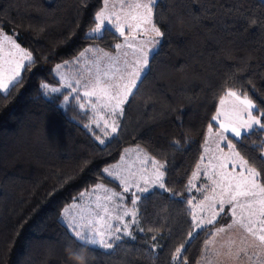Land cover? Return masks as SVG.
I'll use <instances>...</instances> for the list:
<instances>
[{"label":"trees","instance_id":"trees-1","mask_svg":"<svg viewBox=\"0 0 264 264\" xmlns=\"http://www.w3.org/2000/svg\"><path fill=\"white\" fill-rule=\"evenodd\" d=\"M103 1L0 0V30L32 58L0 92V264H77L61 212L98 183L115 185L102 170L134 146L165 165L168 190L139 195L133 236L109 251L92 247L87 264H174L182 245L176 264H197L219 223L193 230L188 182L218 101L231 90L264 114V2L157 0L152 22L163 35L116 135L101 144L76 104L59 107L64 92L45 98L41 85H56L54 65L86 47L115 50L112 30L87 36ZM235 151L264 184V130H251Z\"/></svg>","mask_w":264,"mask_h":264},{"label":"rangeland","instance_id":"rangeland-1","mask_svg":"<svg viewBox=\"0 0 264 264\" xmlns=\"http://www.w3.org/2000/svg\"><path fill=\"white\" fill-rule=\"evenodd\" d=\"M109 1L112 2L111 10H108V16H111L110 19L112 20V24L109 26H113L115 29V25L120 24L125 33L124 36H121L119 32L116 33L119 38L118 44L121 47L119 49L115 47L113 52H105L107 56L103 52L100 54L97 46L86 47L85 51L82 52L84 53L83 56L79 54L69 61L54 65L52 76L57 81L56 85L47 84V88L42 87L46 83L41 85V94L45 98H51L64 92L66 96L59 103V107L64 109L70 102L76 104L84 116L86 129L95 132V139L99 142L101 140L105 142L116 135L122 108L131 95H128L126 101L114 112L113 105L116 103L115 100L110 101L101 91V88L108 83H127L130 85L134 78L131 75L132 70L137 66L138 62L142 69V77L147 71L148 63L147 65L143 64L141 53L142 51L149 53V62L159 43L153 45L149 42L160 40V37H157L151 31V25L139 23V26H137L138 21L135 19L131 23L130 19H128L129 21L125 19L122 21L117 20L115 16L116 5L119 3L120 8V4L124 0ZM261 1L264 2V0ZM125 3H133L134 5L136 3H148V0H129ZM143 12L144 9L141 8L139 12L135 11L133 14L138 16ZM87 36H93V30L88 31ZM28 56L29 53L18 45L13 35L6 34L0 30V92L6 93L11 85L19 79L23 67L29 63ZM58 65L60 68L57 71ZM17 72H19V76H16ZM97 82H99L100 87H95ZM65 85L68 86L65 87ZM54 88L59 89V91H51ZM86 91L90 92L91 95H83ZM120 94L124 96L123 89H121ZM237 95L240 96L239 94ZM243 97L240 96L241 99ZM221 100H223V103H221ZM237 112H240V115L247 119L245 106L240 104L235 97H230L227 93L224 94L218 101L214 114V116H217L219 113L218 119L213 120L212 118L216 128L211 129V131L207 129L202 143L200 161L188 182L187 193L190 197L189 210L193 230L197 231L210 226L207 221L214 216L215 223H219L217 228L224 227L226 229L224 233H218L216 236L211 235L206 241L202 256L197 264H264V251L260 250L259 241L254 240L240 223L242 221L243 224H247L249 213L241 208V205L247 203V201L245 198H238L236 201L229 203L228 186L229 184H235L234 178L238 177L240 166L233 150L227 147V139L222 138V134L225 137L230 134L224 133L220 125L223 123L231 127L233 124L240 123L236 116ZM114 126L116 128L115 132L112 130ZM255 128L261 129L259 127H254L253 129ZM152 160L155 159L151 158L140 147L134 146L123 149L118 160L104 167L102 172L111 181L114 180V177L105 173L104 169L106 168L112 169L114 175L126 178L131 182L130 192H123L124 186L119 179L115 180L114 184L116 186L103 183H98L97 185L120 192L123 194L124 200L119 202L106 201L102 191H93L96 187L95 185L89 191L82 192L85 193L82 199L80 198V193L62 210L64 212L65 209H68L67 212H64L63 217L60 215L62 224L71 234L67 220L74 219L81 225L95 224L98 214L105 215L102 208L98 205H104L110 211L105 215L101 224L96 226L103 227L105 223H111L123 229L124 224H127L131 235L123 236L121 233L120 240L131 238L137 230V222L133 223L131 215L123 216V211L125 209L131 211L133 208L131 205V193H136L138 196L147 193L138 192L136 184L147 187L149 191L154 189L163 190L159 188L157 183H154L156 169L152 164ZM233 165H236L235 170ZM145 179L149 180L147 185H144ZM222 200L224 201V211L220 210ZM117 203L121 204L122 207L118 208ZM135 211L137 212V209ZM117 212L123 217L122 222L117 221ZM109 216L111 219H108ZM253 219V228L258 232L260 220L264 218L256 216ZM201 221H203L202 225ZM229 224L232 225L231 229L227 227ZM217 228L212 233H216ZM112 242L114 245L118 241L113 240ZM251 245H255V247H251ZM230 249L231 252L229 251ZM241 249H243L242 252L240 251ZM237 252H240V254L236 255Z\"/></svg>","mask_w":264,"mask_h":264},{"label":"snow or ice","instance_id":"snow-or-ice-1","mask_svg":"<svg viewBox=\"0 0 264 264\" xmlns=\"http://www.w3.org/2000/svg\"><path fill=\"white\" fill-rule=\"evenodd\" d=\"M109 0H104L105 9L107 8ZM157 0H148V3H136L134 5L135 10H139L141 8L144 9V12L138 16H133L132 18L138 21L139 23L151 25V31L155 33L157 37H161L163 33L160 31L158 27L154 23H152V17H153V9L154 5L156 4ZM104 15V10H101L100 12L96 13V28L93 29V34H99L103 27H105V24L102 21V17ZM107 24L111 25L112 20L109 18L107 20ZM116 32H119L121 36H124V30L120 26V24L115 25ZM147 31V29H145ZM159 41L153 40L149 43L155 45ZM121 47L120 44L116 45V48L119 49ZM91 51V50H89ZM84 53H81V56H83ZM107 56V53L104 54ZM142 61L144 65H147L148 63V52L142 51ZM29 62H32V58L29 55L28 57ZM60 66H57V71L59 70ZM131 75L134 77L131 81V84H121V83H108L105 86L101 88V91L104 93L106 97L109 98V100H115V105H113L114 112L116 109L120 108V105L123 104L127 96L133 93V89L137 87V81L141 78L142 75V69L139 66V62L137 66H135L132 70ZM16 76H19V72L16 73ZM68 85H65L67 87ZM6 87V86H5ZM43 88H47L48 85L44 84L42 85ZM95 87H100L99 82L95 85ZM123 89L124 96H121L120 91ZM53 92L59 91V89H51ZM47 94V93H46ZM83 95L88 96L91 95L90 92H85ZM227 95L230 97H235L237 100H239L240 104L245 106V109L247 110V119H244L243 116L240 115V112L236 113L237 119L240 120V123L233 124L231 127H229L226 124L221 123L220 127L223 129L224 133H229L227 137L223 136L222 138H226L228 140L227 147L230 150H233L234 155L239 163L240 171L238 177L235 179V184H229L228 186V196H229V203H232L233 201H236L238 198H245L247 203L241 205V208L246 210L249 215L247 217V224H243L241 221V225L243 228L246 229L247 233H249L254 240L259 241V247L261 251H264V219L260 220V227L258 229V232L256 229L253 228L254 223V217L259 216L261 218H264V184L258 183V177H260L261 173L257 172L254 168L248 167V161L245 160L238 151H235L236 144L246 138L247 134L250 133V131L254 127H259L261 129H264V114H261L259 118L254 114L255 113V105L252 103L251 100L248 99L247 96H244L243 99L240 98V96L237 95L236 92L229 90L227 92ZM221 103H223V100H221ZM219 115V113H218ZM218 115L213 117V120L218 119ZM213 125H209V130L211 131ZM114 132L116 131L115 126L112 129ZM101 144L104 143L103 140L100 141ZM152 164L154 168L156 169L155 173V181L154 183H157L159 188L163 189L164 191H167L168 189L165 186V182L163 180L164 177V169L165 165L158 163L156 160H152ZM236 165H233V169L235 170ZM105 173L108 176H113L114 180L112 183H115L116 179L120 180V183L124 186L123 192L129 193L131 188V182H129L126 178L120 177L118 175H114L112 169L106 168L104 169ZM264 172V169L261 170ZM149 183V180H144V185H147ZM138 192H148L149 189L145 186H141L140 184H136ZM95 191H102L104 193V199L108 202H119L124 200L123 194L117 191H113L112 188H104L102 185H96ZM85 193L80 194V198L82 199L84 197ZM140 197L136 193H131V205L133 206L132 210L125 209L123 211V216L131 215L133 217V223L137 222L138 220V214L135 211L138 200ZM224 201H221V207L220 210L224 211ZM258 205V207H257ZM100 208H102L103 213L107 215L110 211V209L104 205H98ZM117 207H122L121 204L117 203ZM68 209H65L64 212H67ZM64 212H62V217L64 215ZM235 214V213H233ZM105 215H99L95 221V224H88V225H81L77 223L74 219L73 220H67V224L69 227V230L72 232V234L75 237V241L78 243L76 246L72 249V254L75 256H81L82 253H86V255H83V259L85 260V264H87L89 256L93 255L91 253L90 249L92 247H98L102 250H111L113 245V240L119 241L121 239V233L123 236H130L131 233L128 231V225L124 224L123 229L120 226H117L115 224L111 223H105L103 227H97L96 225L101 224V222L104 220ZM108 219H111L109 216ZM116 219L119 222H122L123 217L117 212ZM203 224V221H201V225ZM207 224L214 225L215 224V216L212 219H209L207 221ZM229 229L232 228V225L229 224L227 226ZM226 229L224 227H218L216 230V233H212L213 236H216L218 233H224ZM191 233L189 236L191 237ZM251 247H255V245H251ZM182 249L183 245L180 248L176 249L175 255L172 257L174 264H176V261L182 256ZM231 252V249L229 250ZM241 252L243 249L240 250ZM240 252H237L236 255H239ZM246 254V253H245Z\"/></svg>","mask_w":264,"mask_h":264},{"label":"crops","instance_id":"crops-1","mask_svg":"<svg viewBox=\"0 0 264 264\" xmlns=\"http://www.w3.org/2000/svg\"><path fill=\"white\" fill-rule=\"evenodd\" d=\"M126 1H129V0H124L123 1V3L122 4H120V8H119V3L116 5V8H115V10H116V19L117 20H123V19H125L126 21L128 20V19H130V23H131V21L133 20V16H137V15H134L133 14V12H135V11H137V10H135V8H134V5H133V3H130V4H126L125 2ZM111 4H112V2H108V5H107V8L105 9V5H104V1H103V4H102V7L97 11V12H100L101 10H104V15H103V17H102V21H103V23L105 24V27H103L102 28V30H101V33H102V31L104 30V29H109V30H112L113 32H115V33H117L116 31H115V29H114V27L113 26H109L108 24H107V20L111 17V16H108V10H111L110 9V6H111ZM96 12V13H97ZM138 12H139V10H138ZM95 19H96V14H95ZM129 21V20H128ZM97 23V22H96ZM94 28H96V25H95V27ZM93 28V29H94ZM92 29V30H93ZM98 35H100V34H98ZM97 34H93V36H98ZM86 49V48H85ZM85 49L82 51V52H84L85 51ZM97 49V48H96ZM98 50V52L100 53V54H102V52L103 53H105V51H103V50H101L100 48H98L97 49ZM81 52V53H82ZM80 53V54H81Z\"/></svg>","mask_w":264,"mask_h":264},{"label":"clouds","instance_id":"clouds-1","mask_svg":"<svg viewBox=\"0 0 264 264\" xmlns=\"http://www.w3.org/2000/svg\"><path fill=\"white\" fill-rule=\"evenodd\" d=\"M74 259L76 260L77 264H83V256H76L74 257Z\"/></svg>","mask_w":264,"mask_h":264}]
</instances>
